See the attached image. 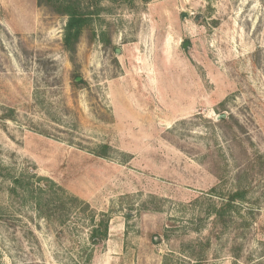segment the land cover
<instances>
[{"label":"rangeland","instance_id":"obj_1","mask_svg":"<svg viewBox=\"0 0 264 264\" xmlns=\"http://www.w3.org/2000/svg\"><path fill=\"white\" fill-rule=\"evenodd\" d=\"M83 4L0 0V264H264V0Z\"/></svg>","mask_w":264,"mask_h":264},{"label":"trees","instance_id":"obj_2","mask_svg":"<svg viewBox=\"0 0 264 264\" xmlns=\"http://www.w3.org/2000/svg\"><path fill=\"white\" fill-rule=\"evenodd\" d=\"M37 3L39 5H46L56 13L66 16V22L63 26L62 46L63 49L68 53L71 63L75 64L76 45L79 41V37L82 34L83 30L91 25L93 15H98L99 6L95 4V8L93 10H90V5L83 4V0H37ZM103 34L104 32H100L101 41H105L103 39ZM105 44H110L109 39H107ZM107 149V146L103 145L95 153L96 155L105 156ZM243 197L244 193L242 192L235 191L233 193H230L225 199L224 203L218 208L214 209L213 213L215 217L222 218L224 212L233 211L237 199L241 200L243 199ZM101 225L103 226L102 229L100 228L99 231L95 229L93 231L92 240L105 235L106 225L102 222Z\"/></svg>","mask_w":264,"mask_h":264},{"label":"water","instance_id":"obj_3","mask_svg":"<svg viewBox=\"0 0 264 264\" xmlns=\"http://www.w3.org/2000/svg\"><path fill=\"white\" fill-rule=\"evenodd\" d=\"M186 14H183L182 16H185ZM186 45H188V42L186 41L185 43H184V45H183V47H185ZM224 115L222 114V115H219L218 116V118H221V117H223Z\"/></svg>","mask_w":264,"mask_h":264}]
</instances>
